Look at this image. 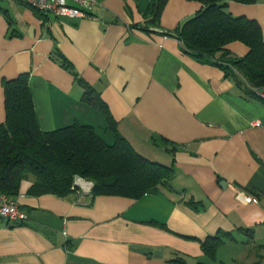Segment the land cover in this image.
Masks as SVG:
<instances>
[{"label": "crops", "instance_id": "0c3cea01", "mask_svg": "<svg viewBox=\"0 0 264 264\" xmlns=\"http://www.w3.org/2000/svg\"><path fill=\"white\" fill-rule=\"evenodd\" d=\"M152 2L98 0L86 18L71 19L0 0V124L2 82L28 74L41 131L91 126L106 144L118 134L173 170L168 186L138 200L79 188L37 197L27 194L34 179L23 181L14 199L28 220L0 219V264L208 263L201 244L219 233L228 237L218 257L225 248L234 256L264 250V102L183 51L176 30L200 3L168 0L159 27H147ZM226 11L255 20L264 37V0L229 2ZM225 49L235 58L249 52L240 42ZM78 80L99 94L114 130L82 102ZM248 196L257 203H244Z\"/></svg>", "mask_w": 264, "mask_h": 264}, {"label": "trees", "instance_id": "16d2710c", "mask_svg": "<svg viewBox=\"0 0 264 264\" xmlns=\"http://www.w3.org/2000/svg\"><path fill=\"white\" fill-rule=\"evenodd\" d=\"M167 1L153 0L145 13L147 27H159ZM189 1L200 3L202 8L176 30L175 37L183 51L221 68L227 76L234 78L245 95L253 97L245 82L252 87H264V37L255 20L232 16L226 7L229 2L253 5L257 0ZM35 12L43 14L38 10ZM232 42L244 44L249 49L248 54L243 58L233 57L225 49ZM65 66L71 70V66ZM78 81L84 85L82 102L98 109L114 130V122L99 94L82 80ZM2 86L5 120L0 124V195L16 198L21 183L29 178L34 182L27 194L37 197L65 198L76 190V178L92 183V197L138 200L169 185L173 170L145 159L118 134L115 142L108 145L91 126L79 123L51 132L41 131L28 74L4 80ZM227 237L219 233L205 240L201 249L209 262L196 264H214L217 249ZM172 264L189 263L177 258Z\"/></svg>", "mask_w": 264, "mask_h": 264}, {"label": "built area", "instance_id": "2783aa9c", "mask_svg": "<svg viewBox=\"0 0 264 264\" xmlns=\"http://www.w3.org/2000/svg\"><path fill=\"white\" fill-rule=\"evenodd\" d=\"M28 6L45 14H52L62 18H86L88 10L98 3V0H23ZM245 84L252 92L254 98L264 102V87H252ZM252 126L260 123L253 122ZM74 187L90 192L92 183L76 178ZM244 203L256 204L257 199L251 196L244 197ZM0 219L10 224L26 222L28 215L21 209L19 203L5 195H0Z\"/></svg>", "mask_w": 264, "mask_h": 264}, {"label": "rangeland", "instance_id": "374dc122", "mask_svg": "<svg viewBox=\"0 0 264 264\" xmlns=\"http://www.w3.org/2000/svg\"><path fill=\"white\" fill-rule=\"evenodd\" d=\"M85 181L90 182L88 180ZM226 250L227 248L223 249L222 251V253L224 252L223 256L220 257L217 256V252H216V261L214 264H264V250L260 248L257 249L258 251H256L254 247L247 248V253L242 254V256H239L238 252L237 255L234 256L232 254L234 253V250L233 251L231 250V252L230 249L227 251ZM207 262L209 261L207 260Z\"/></svg>", "mask_w": 264, "mask_h": 264}, {"label": "water", "instance_id": "95a60500", "mask_svg": "<svg viewBox=\"0 0 264 264\" xmlns=\"http://www.w3.org/2000/svg\"><path fill=\"white\" fill-rule=\"evenodd\" d=\"M222 185H223V183H222Z\"/></svg>", "mask_w": 264, "mask_h": 264}]
</instances>
